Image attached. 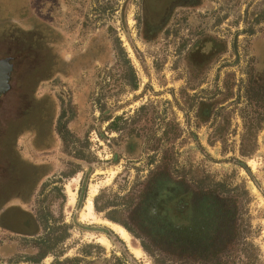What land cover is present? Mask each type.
<instances>
[{
    "label": "rangeland",
    "instance_id": "obj_1",
    "mask_svg": "<svg viewBox=\"0 0 264 264\" xmlns=\"http://www.w3.org/2000/svg\"><path fill=\"white\" fill-rule=\"evenodd\" d=\"M138 1L82 0L78 13L65 14L63 30L57 0H0V57L11 60L10 90L0 102L9 94L5 101L15 102L18 120H25L31 109L32 117L41 118L40 136L46 141L38 144V152L34 151L38 155L26 153L22 141L21 150L13 148V108L9 103L0 106V181L21 184L24 172L34 175L32 181L39 178L38 167L46 161L56 165L45 171L51 177L43 187L16 184L17 197L38 190L40 199L24 204L33 218L15 220L14 234L0 232V264H35L32 260L45 251L49 254L39 264H159L150 236L137 226L140 216L129 222L138 239L120 224L129 237L100 221H83L81 215L94 189L93 207L104 192L123 196L136 183L145 182L162 152H154L150 140L160 137L169 121L184 130L175 148L177 170L200 171L213 182L245 186L252 241L264 261V131L258 136L257 152L241 158L242 120L230 106L232 99L224 104L228 109L223 117L219 113L226 76L234 78L235 94L237 81L245 77L247 41L258 38L256 54L264 59V23L254 24L256 16L264 14V0H207L171 46H149L138 37ZM251 28L262 30L257 36L244 33ZM63 36L70 40L66 45L60 43ZM127 61L135 72L137 90L128 84ZM188 86L196 88L187 90ZM182 91L191 97L190 105L182 99ZM211 98L209 122L199 126L203 119L197 118L196 108ZM118 118L123 120L118 124L122 131L110 130ZM131 119L148 125L142 140L127 137ZM23 123L15 129L19 135L27 132ZM39 128L35 126L37 132ZM51 132H60L61 137L47 141ZM107 214L94 207L97 219L114 223ZM65 234V240L55 244V237ZM103 238L108 245L100 242Z\"/></svg>",
    "mask_w": 264,
    "mask_h": 264
},
{
    "label": "trees",
    "instance_id": "obj_2",
    "mask_svg": "<svg viewBox=\"0 0 264 264\" xmlns=\"http://www.w3.org/2000/svg\"><path fill=\"white\" fill-rule=\"evenodd\" d=\"M263 23L264 14L257 15L254 24L259 26ZM261 30L251 28L244 33L257 36ZM256 40L251 39L245 45L248 58L242 71L245 77L237 81L239 89L236 94L234 78L226 76L219 112L223 117L228 109L224 104L232 99L230 106L235 107L242 120L239 153L244 159L257 152L258 136L264 131V59L256 54ZM126 64L128 84L137 90L135 72L128 61ZM189 88L195 90L196 87L188 86L187 90ZM182 99L190 105L191 97L186 91H182ZM207 102L213 103L212 98L202 100L196 108L197 118L203 119L199 120V126L209 122L210 105ZM195 107V104L191 105V109ZM142 111H147L146 107ZM122 121V118L115 120L110 130L122 131L118 126ZM129 122L127 126L130 125V129L123 128L127 137L142 140L148 126L146 122L143 124L141 119ZM183 134L178 122H166L161 136L150 140L154 145L153 151L162 152L161 159L145 182L136 183L123 196L100 194L94 200L95 211H108V220L122 225L138 239L129 222L140 216L137 226L150 236V244L156 248L151 251L157 252L159 264H263L261 251L252 241L254 232L245 210L250 195L245 186L238 184L232 187L225 182H213L210 176L200 171L177 170L175 148ZM220 141L226 143V138L221 137ZM215 142L211 140V144ZM223 152H226L225 148ZM237 163L245 167L244 162ZM55 238V244H58L65 240L66 234ZM143 245L147 252L152 253L145 243ZM47 254L49 251L40 252L39 259L32 262L39 264Z\"/></svg>",
    "mask_w": 264,
    "mask_h": 264
},
{
    "label": "flooded vegetation",
    "instance_id": "obj_3",
    "mask_svg": "<svg viewBox=\"0 0 264 264\" xmlns=\"http://www.w3.org/2000/svg\"><path fill=\"white\" fill-rule=\"evenodd\" d=\"M57 2L59 8L58 12L61 15L60 19L62 21L61 28L64 30V27L66 25L65 14L72 13L73 15H75L76 13H78L80 11L79 8L81 6L82 0H80V3L77 0H57ZM138 3H139V23H140L138 37L149 46L152 45L162 46L163 44L164 46L165 44L171 46V42L176 40L177 34H179L180 32L179 30L186 27V24L191 20L192 15L195 14L196 12H201V10L205 6H207V0H139ZM122 10H123V6H122ZM22 18L23 17L19 19L20 23L25 21ZM60 38H61L60 43L62 45H66L70 42V40L69 39L66 40L65 39L66 37L64 36ZM184 41H185L184 44L186 43L185 45H187L186 40ZM187 46L188 48L192 47L191 44ZM188 48L186 47V50ZM163 54L155 53V56H162ZM7 59H9V57H0V61ZM156 60H158V58H156ZM5 98L0 102V106L2 108H4L5 105L9 103L7 100L5 101ZM8 105L13 108L12 113L14 115L11 117L13 118V120H11V126L12 128H14V132L10 138V140L12 141L13 148L15 149L19 148L21 150L20 148L21 145L19 144V142L22 141L26 153H29V155L31 156L38 155V153H36L38 152L37 146L38 144H40V142L45 141V138L40 136V133L42 134L41 118L39 120V117L36 115L32 117V110L29 109V111L26 112L25 118H23L25 120L22 119L18 120L16 119L14 112L15 102L13 103L11 102ZM1 107H0V111H1ZM60 119H64V118H60ZM23 121H24L23 124L27 125L26 127L27 132L19 135L18 133H16L15 129H17V125ZM38 124L40 127L39 132H37V130L35 129V126ZM59 125L61 124L58 122L56 126V131ZM59 133L60 132H51L50 139L47 141L59 139L61 137ZM61 140H63V138H61ZM22 161L27 162V158H23ZM28 165L31 168V165L29 163ZM50 166H56L55 162L46 161L45 164H42L41 167H38L40 168L38 172L41 170L38 173L39 178H36L35 176L36 179L32 181L31 179L34 178V175L33 174L31 175L30 172H28V174L24 172V176H23L24 180L20 182H22L24 185L26 183H31L32 187L35 186L34 183H39V186L37 184L36 189L38 187H43L44 184L48 182V179L51 177L48 176L47 172H45L46 170H48V167L50 168ZM62 171L63 170L61 169L56 173H52V175L53 176L59 175ZM16 184L21 186V184L18 183L17 181H12V180L0 181V232H2V234H14L13 224L15 220H19V221L25 220L24 217H26L25 220L26 222L28 219H32L33 218L32 214L26 212L25 205L26 204L32 205L34 202L39 201L40 199L39 196L37 195L38 190H36L34 193L32 192L33 195H30L29 197L26 196L29 203L26 202L27 201L26 198L22 197V195L17 197L15 193V190L17 188Z\"/></svg>",
    "mask_w": 264,
    "mask_h": 264
},
{
    "label": "bare ground",
    "instance_id": "obj_4",
    "mask_svg": "<svg viewBox=\"0 0 264 264\" xmlns=\"http://www.w3.org/2000/svg\"><path fill=\"white\" fill-rule=\"evenodd\" d=\"M97 194V189L90 194L89 198L87 199V202L84 206V209H83V212H82V219L83 221H100L104 224H107L108 226H110L111 228H113L115 231H117L119 234H121L122 236L124 237H129V234L128 232L123 228L121 227L120 225L118 224H114V223H111L109 221H105V220H99L95 217L94 215V207H93V198L95 197V195ZM74 201H75V197L73 196L72 197V200L70 201L72 204H74ZM100 242L103 244V245H108V241L106 239H101Z\"/></svg>",
    "mask_w": 264,
    "mask_h": 264
},
{
    "label": "water",
    "instance_id": "obj_5",
    "mask_svg": "<svg viewBox=\"0 0 264 264\" xmlns=\"http://www.w3.org/2000/svg\"><path fill=\"white\" fill-rule=\"evenodd\" d=\"M10 59L0 61V99L10 90L9 76L11 73Z\"/></svg>",
    "mask_w": 264,
    "mask_h": 264
}]
</instances>
